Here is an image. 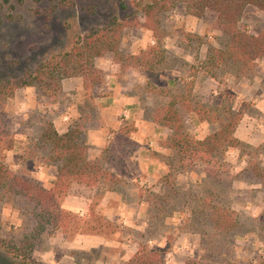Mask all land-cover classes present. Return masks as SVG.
Returning <instances> with one entry per match:
<instances>
[{"label":"rangeland","instance_id":"rangeland-1","mask_svg":"<svg viewBox=\"0 0 264 264\" xmlns=\"http://www.w3.org/2000/svg\"><path fill=\"white\" fill-rule=\"evenodd\" d=\"M134 11V0H0V81L35 72L70 50L78 36L105 28L112 19L126 23L123 53L139 54L159 42L166 51L159 75L124 71L118 55L108 52L94 61L102 72L94 89H85L82 77H69L60 89L55 82L34 84L0 101V128L8 127L12 139L0 157L12 170L54 186L57 164L47 162L38 143L51 123L60 134L75 129L89 159L114 174L95 187L73 183L62 206L80 220L67 232L47 226L32 253L35 264H132L140 243L166 248L165 264L190 259L264 264V184L254 170V165L264 167V110L258 107L264 98V58L249 78L219 72L215 80L200 69L209 46L222 43L215 14L198 18L179 2L158 17L154 33L144 20H132ZM239 25L261 33L264 12L246 6ZM226 91L234 95L230 106L244 112L239 133L252 134L254 142L242 140L250 145L243 150L229 148L227 171L215 178L197 159L176 150L174 132L158 124L156 114L185 94L177 101L186 131L203 139L220 124L201 119L190 106H220ZM66 198L70 207L80 208L65 206ZM212 205L234 212L224 228L213 218ZM30 211L24 198L0 192V236L30 232L35 224ZM88 228L90 233H82ZM87 243L95 245L84 247ZM0 264L15 263L0 249Z\"/></svg>","mask_w":264,"mask_h":264},{"label":"trees","instance_id":"trees-1","mask_svg":"<svg viewBox=\"0 0 264 264\" xmlns=\"http://www.w3.org/2000/svg\"><path fill=\"white\" fill-rule=\"evenodd\" d=\"M179 2L186 4L188 14L198 18H203L208 12L215 14L217 26L223 33L220 46H209L200 69L215 80H219V72L228 73L236 79L251 77L256 70L257 62L264 58V30L254 35L241 28L239 24L248 5L256 6L264 12V0H150L149 2L134 0L136 11L132 14L134 16L132 20H144L146 27L156 33L159 29L156 25L158 17ZM125 26L124 21L112 19L107 27L92 29L86 35L78 36L70 50L52 56L40 64L35 72L14 80L0 81V101L13 96L18 88L24 86L55 82L56 88L60 89L61 80L69 77H82L85 89H94L102 81V72L95 67L94 61L108 52L118 55L124 71L135 68L159 75L158 71L166 60V51L162 44L159 42L139 54H125L120 51L122 31ZM233 96V93L226 91L222 95L224 100L220 106H209L200 102L197 107L190 106L201 119L220 124L218 130L203 139H196L186 131L184 117L178 104L180 99L186 98L185 94L176 95L174 100L160 108L156 114V122L174 132L173 142L176 150L183 157L197 159L198 166H206L205 170L215 178L223 177L227 171L225 155L229 148L243 150L250 147L235 135L244 112L236 111L230 106ZM10 135V129L6 126L0 130V150L3 146L11 144ZM38 143L46 152L47 162L57 164V178L51 188H46L39 181L12 170L0 157V192L8 197L24 198L31 206L30 216L35 222L33 229L21 236H0V249L15 264L37 263L32 253L47 226L67 232L73 223L80 220L76 214L62 206V200L74 182L95 187L103 181L114 178V174L100 162L89 159L87 145L82 142L80 134L73 128L60 134L51 123H48L42 130ZM254 170L264 184V167L254 165ZM210 210L220 228H224L228 216L234 214L223 206L212 205ZM80 226L78 225L77 229ZM82 233H90L89 228L82 230ZM166 254V248L158 250L146 243H140L131 263L165 264ZM185 264L200 263L198 260L190 259Z\"/></svg>","mask_w":264,"mask_h":264},{"label":"crops","instance_id":"crops-1","mask_svg":"<svg viewBox=\"0 0 264 264\" xmlns=\"http://www.w3.org/2000/svg\"><path fill=\"white\" fill-rule=\"evenodd\" d=\"M258 107L261 109V110H264V98L261 99L258 103ZM241 125L238 126L237 130H236V136L241 139V140H244L246 142H249V143H253L254 142V137H252V134H248V133H245V135H241L239 133V128H240ZM70 204H71V201L69 202L68 199L66 198L65 200V206L67 207H70ZM70 208H80V207H70ZM86 240L90 241L91 239H89L88 237L86 238ZM93 244L95 245V243H87L84 245V247H87V246H93Z\"/></svg>","mask_w":264,"mask_h":264}]
</instances>
